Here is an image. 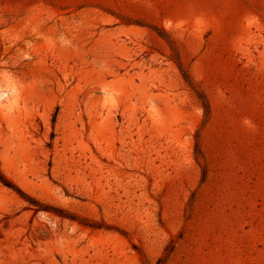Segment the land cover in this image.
Returning <instances> with one entry per match:
<instances>
[{"label":"rangeland","instance_id":"1","mask_svg":"<svg viewBox=\"0 0 264 264\" xmlns=\"http://www.w3.org/2000/svg\"><path fill=\"white\" fill-rule=\"evenodd\" d=\"M0 264H264V0H0Z\"/></svg>","mask_w":264,"mask_h":264},{"label":"trees","instance_id":"2","mask_svg":"<svg viewBox=\"0 0 264 264\" xmlns=\"http://www.w3.org/2000/svg\"><path fill=\"white\" fill-rule=\"evenodd\" d=\"M0 182H2L3 184H5L7 186H10V182L5 180L1 174H0ZM156 264H159V262H157Z\"/></svg>","mask_w":264,"mask_h":264}]
</instances>
